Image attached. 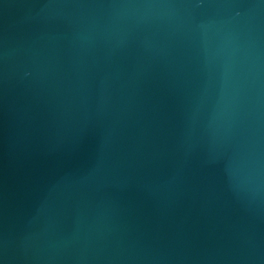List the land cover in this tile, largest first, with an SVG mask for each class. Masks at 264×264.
<instances>
[{
	"label": "water",
	"instance_id": "95a60500",
	"mask_svg": "<svg viewBox=\"0 0 264 264\" xmlns=\"http://www.w3.org/2000/svg\"><path fill=\"white\" fill-rule=\"evenodd\" d=\"M0 264H264V0H0Z\"/></svg>",
	"mask_w": 264,
	"mask_h": 264
}]
</instances>
